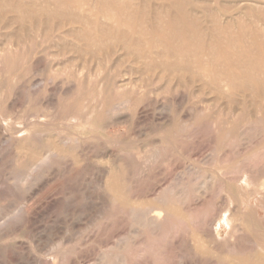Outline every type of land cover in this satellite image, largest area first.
Returning a JSON list of instances; mask_svg holds the SVG:
<instances>
[{
  "label": "rangeland",
  "instance_id": "obj_1",
  "mask_svg": "<svg viewBox=\"0 0 264 264\" xmlns=\"http://www.w3.org/2000/svg\"><path fill=\"white\" fill-rule=\"evenodd\" d=\"M106 1L0 0V264H264V68L104 31L182 7L259 45L264 0Z\"/></svg>",
  "mask_w": 264,
  "mask_h": 264
},
{
  "label": "bare ground",
  "instance_id": "obj_2",
  "mask_svg": "<svg viewBox=\"0 0 264 264\" xmlns=\"http://www.w3.org/2000/svg\"><path fill=\"white\" fill-rule=\"evenodd\" d=\"M94 1V0H93ZM96 1V0H95ZM106 1V0H105ZM119 1V0H118ZM134 1V0H131ZM92 2V1H91ZM101 2V1H100ZM43 3V2H42ZM97 3V2H96ZM102 3V2H101ZM110 3V2H109ZM119 5V10L118 12H121L123 14V16L125 17L126 23H122L119 25H125L126 28L123 29H119L118 27H106L105 26V32L108 33L112 38L115 37L118 41L123 42L125 49L127 50H134L135 52L138 50L140 51V49L138 48L141 44H142V40L146 41L145 38L147 37L148 40V36L150 37H154L153 41L151 42H146V44L148 45L147 48L150 47H154V50H151L150 53H154L156 55V57H176L177 56L183 54V53H193L194 56L199 57V56H203V57H208L210 60V66L212 65H222L221 64V58H225V59H233L234 57L236 61H230V67L232 66L234 70H242V67L246 68V70L249 72L247 73V71L245 70V72L243 74H247V75H253V73H255V71L264 68V61L262 60V57L264 56V36L262 32H259L257 35L258 37H260V41H259V45L251 40L253 37H251V39L247 38V31L245 29V35L240 36L242 33H238L239 37L236 35H232L228 32V30L223 29L221 27L218 26H213L211 27V31H213V33L216 35L220 36L221 39V44H215L211 41H209L207 44H205V40H203L202 36L204 35V29L202 28V26H200L197 21L195 20H191L190 18L192 16L191 13L189 11H187V9H183L182 7H179V9L177 10L178 13L174 14V16H171L172 13L169 12L168 8H161V7H152V9H150L148 12L144 13L143 16L147 15L148 19H141L139 21L136 20H132L135 16V9L133 8V6H124L123 3L121 4L120 2H116ZM257 4V3H256ZM4 5V4H3ZM95 5V3H94ZM105 5H111L108 4L107 1L105 3ZM261 5V4H260ZM5 6V5H4ZM112 6V5H111ZM264 6V5H263ZM16 8V7H15ZM109 8V7H108ZM106 7V9H108ZM114 8V6H113ZM100 9V8H99ZM111 9V8H110ZM109 9V10H110ZM16 10V9H15ZM105 11V10H104ZM29 12V11H28ZM193 12V11H192ZM198 10H194L193 13H195L194 15L197 16L198 15ZM171 14V15H170ZM197 14V15H196ZM218 14V13H217ZM118 15V13H117ZM178 15V18L175 16ZM214 16V15H213ZM220 16V15H219ZM33 17V16H32ZM217 17V16H216ZM215 17V18H216ZM24 18V17H23ZM22 18V19H23ZM64 18V17H63ZM92 18V16H91ZM228 18V17H227ZM102 19V18H101ZM66 20V19H65ZM122 21V20H121ZM217 21V20H216ZM148 22H154V30H152L150 33L149 31L146 29L145 24ZM215 22V20H214ZM218 22V21H217ZM216 22V23H217ZM220 22V21H219ZM100 23L102 24V21H100ZM67 24V23H66ZM84 24V23H83ZM90 24V23H89ZM258 24V22H257ZM104 25V24H103ZM106 25V24H105ZM218 25V24H217ZM220 25V24H219ZM262 26V25H261ZM149 27V26H147ZM70 28V27H69ZM99 28V26H98ZM209 28V26H207V29ZM261 28V27H260ZM75 29V27H74ZM104 29V26H103ZM249 29V28H248ZM262 29V28H261ZM80 30V29H79ZM100 30V29H99ZM231 30V29H230ZM68 31V29H66V32ZM82 31V29H81ZM74 32V31H73ZM77 32V31H76ZM93 32V31H92ZM63 33V32H62ZM96 34V33H95ZM104 34V33H103ZM237 34V33H236ZM86 36V35H84ZM99 36V35H98ZM246 36V37H244ZM244 37L247 38L245 39L247 42H244L245 40L242 38ZM61 40V39H60ZM100 40V39H99ZM150 40V39H149ZM101 41V40H100ZM99 41V42H100ZM103 41V38H102ZM143 41V42H144ZM108 42V41H107ZM106 42V45H107ZM104 44V43H103ZM109 44V43H108ZM203 44H205L203 46ZM110 45V44H109ZM122 45V44H120ZM144 45V44H143ZM202 45V46H200ZM123 46V47H124ZM110 47V46H109ZM122 47V46H121ZM97 48V47H96ZM112 48V47H110ZM161 48V49H160ZM98 49V48H97ZM142 49V48H141ZM103 50H105L103 48ZM164 50V52H163ZM112 51V50H111ZM146 51V50H145ZM134 53V54H137ZM126 53V52H124ZM123 53V54H124ZM128 53V51H127ZM139 55L144 56L146 55V53H140L138 52ZM148 53V51H147ZM138 55V54H137ZM121 56V55H119ZM118 56V59H120ZM147 56V55H146ZM156 57H152V59L156 58ZM136 58H138V56H136ZM148 58V56H147ZM206 59V58H205ZM150 60V58H149ZM156 60V59H154ZM164 60V59H163ZM188 61V60H187ZM206 61V60H205ZM197 62V61H196ZM157 63V62H156ZM199 63V62H198ZM229 63V62H228ZM142 65L144 63H141ZM146 64L145 65H149L150 68L152 66V64L150 65ZM158 64V63H157ZM163 64V62H162ZM165 64V63H164ZM201 66V63H199ZM204 64V63H203ZM154 65V64H153ZM225 65V63H224ZM148 66V68H149ZM154 66H159V65H154ZM161 66V65H160ZM171 66H177V64L173 62H171ZM203 66V65H202ZM210 70L209 65L207 66L204 65ZM143 67V66H142ZM167 67V66H166ZM144 68H147L144 66ZM143 68V69H144ZM149 68V69H150ZM207 68H205L207 70ZM162 69V68H161ZM160 69V70H161ZM167 69V68H166ZM145 70V69H144ZM171 70V68H170ZM208 70V71H209ZM223 71V69H222ZM258 72V71H257ZM160 73V72H159ZM234 74V73H233ZM210 75H213L212 72ZM219 77H216L215 79H213L214 81L212 83H214L219 89H221V91L228 89L232 82L230 80L229 72L227 73L226 71L222 72L221 74H218ZM213 78V76H212ZM156 79V78H155ZM246 83V82H245ZM124 86V85H123ZM240 86V85H239ZM248 86V85H247ZM251 86V85H250ZM248 86V87H250ZM121 87V86H120ZM119 87V88H120ZM199 87V86H198ZM237 87V86H236ZM235 87V89H236ZM263 87V86H262ZM118 88V87H117ZM118 88V89H119ZM251 88V87H250ZM254 88V87H253ZM112 89V88H111ZM240 91V89H239ZM252 91V90H251ZM248 95V94H247ZM252 98V97H251ZM52 100V99H51ZM76 100V99H75ZM256 102V101H255ZM101 103V102H100ZM57 105V104H56ZM71 105V104H70ZM120 106V105H119ZM69 107V106H68ZM58 108V106H57ZM55 107V110L57 109ZM62 108V107H60ZM253 108V107H252ZM65 109V108H63ZM62 110V109H61ZM46 111V110H45ZM48 111V110H47ZM50 111V110H49ZM59 112H57L59 115L60 110H58ZM66 111H69L68 109H66ZM257 111V110H256ZM63 112V111H62ZM65 112V110H64ZM71 112V111H70ZM69 112V113H70ZM56 113V112H54ZM67 113V112H65ZM68 113V114H69ZM61 114V113H60ZM64 114V113H63ZM62 114V115H63ZM68 114L66 116H68ZM72 114V113H70ZM258 114V113H257ZM59 115V116H62ZM87 115V114H86ZM58 116V117H59ZM65 116V115H64ZM71 115H69L68 117H70ZM53 117V116H52ZM67 117V118H68ZM261 117V116H260ZM61 118V117H60ZM64 118V117H63ZM73 118V117H72ZM85 118H87V116H85ZM89 118V117H88ZM72 120V119H71ZM68 122V121H67ZM44 125V124H43ZM246 131V129H245ZM248 132V131H247ZM246 132V133H247ZM244 133V132H243ZM160 134V133H159ZM165 134V133H164ZM239 136V135H238ZM164 137V136H163ZM246 139V138H245ZM34 141V140H33ZM171 143V142H170ZM34 154V153H33ZM71 154V153H70ZM43 159V158H42ZM235 168V167H234ZM33 177V176H32ZM177 182V181H176ZM185 184V183H184ZM202 184V183H201ZM260 185V184H259ZM207 187V186H206ZM260 187V186H259ZM116 194V192H115ZM119 194V193H118ZM180 195V194H179ZM124 197V196H123ZM131 200V199H130ZM136 201V200H135ZM134 202V201H133ZM142 203V202H141ZM140 203V204H141ZM137 204V203H134ZM139 204V203H138ZM149 204V203H148ZM151 204V203H150ZM147 205V204H146ZM139 206V205H138ZM145 208V207H144ZM148 209L147 214L150 215L149 217V222L150 224L154 225V226H159L163 223V214L158 215V214H150L151 211H153L152 208L147 207ZM180 208V207H179ZM158 209V208H157ZM145 210V209H144ZM161 210V209H160ZM174 210V208H173ZM143 212V213H144ZM162 213V210L160 211ZM166 212V211H165ZM144 213V214H145ZM189 214V213H188ZM165 215V214H164ZM142 216V215H141ZM181 213H180V217H181ZM190 216V215H189ZM183 217V216H182ZM181 217V218H182ZM142 219V218H141ZM26 220V219H25ZM28 221V218H27ZM165 222V221H164ZM142 224V223H140ZM5 225V224H4ZM152 225V226H153ZM8 226V225H7ZM3 227V226H2ZM7 228V227H6ZM5 228V230H6ZM1 229V228H0ZM4 228H2L3 230ZM10 229V228H9ZM234 229V228H233ZM1 230V231H2ZM11 230V229H10ZM173 230V229H172ZM184 230V229H183ZM0 231V232H1ZM3 232V231H2ZM5 232V231H4ZM6 232H9L6 230ZM2 234V233H1ZM138 234V233H137ZM166 235V234H165ZM168 235V234H167ZM176 235V234H175ZM180 236V235H179ZM173 237V236H172ZM159 242V241H158ZM144 243V242H143ZM240 248V247H239ZM202 249V248H201ZM231 250V248H230ZM233 250V249H232ZM200 252V251H199ZM215 253V252H214ZM233 254V253H232ZM227 257V256H226ZM231 257V256H229ZM123 258V257H122ZM24 259V258H23ZM120 261V260H119ZM219 261V260H218ZM49 262V261H48ZM238 263V262H237ZM103 264V263H102ZM247 264V263H246Z\"/></svg>",
  "mask_w": 264,
  "mask_h": 264
}]
</instances>
